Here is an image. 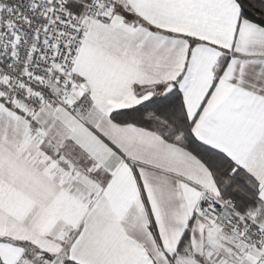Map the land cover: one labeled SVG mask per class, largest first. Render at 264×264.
Wrapping results in <instances>:
<instances>
[{"label":"snow or ice","instance_id":"1","mask_svg":"<svg viewBox=\"0 0 264 264\" xmlns=\"http://www.w3.org/2000/svg\"><path fill=\"white\" fill-rule=\"evenodd\" d=\"M0 264H264V0H0Z\"/></svg>","mask_w":264,"mask_h":264}]
</instances>
